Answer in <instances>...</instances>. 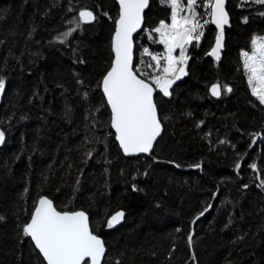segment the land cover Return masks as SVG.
Segmentation results:
<instances>
[{
    "label": "trees",
    "instance_id": "1",
    "mask_svg": "<svg viewBox=\"0 0 264 264\" xmlns=\"http://www.w3.org/2000/svg\"><path fill=\"white\" fill-rule=\"evenodd\" d=\"M224 8L220 59L207 56L216 41L208 25L188 48L187 75L171 95L155 92L163 131L152 152L129 158L100 92L115 0H0V264H44L22 232L41 197L88 215L102 264H264V105L241 56L264 37V4ZM82 9L97 19L77 28ZM167 18L149 0L143 29ZM144 39L135 37L134 66ZM213 84L232 91L213 98ZM119 211L122 223L109 228Z\"/></svg>",
    "mask_w": 264,
    "mask_h": 264
},
{
    "label": "snow or ice",
    "instance_id": "2",
    "mask_svg": "<svg viewBox=\"0 0 264 264\" xmlns=\"http://www.w3.org/2000/svg\"><path fill=\"white\" fill-rule=\"evenodd\" d=\"M255 2L264 4V0ZM161 3L170 9L171 23L161 20L157 27L151 29L159 37L153 42L162 44L164 53L152 54L148 48H144V55H149L155 61V70L160 73L152 75L151 83H148L133 70L132 45L133 33L141 28L143 13L149 6V0H118V19L114 21L115 32L111 41L114 59L103 76L101 86L111 110L110 127L115 130V138L125 155L148 153L152 149L153 142L161 132L154 92L158 89L164 96L171 95L169 89L173 83L182 75H187L184 67L189 59L186 55L187 46L192 45L193 41L199 43L203 36L202 28L208 23H213L220 29L216 45L208 54L220 59L223 25L228 23L225 0H207V3H203V0H186V5L182 0H161ZM198 3L209 10L207 15L210 20L205 19L201 23L196 11ZM96 19L91 10L82 9L76 18V27ZM75 30L71 29L62 35L66 39ZM251 45L250 53H241L243 68L251 94L264 105V38H253ZM176 49H179V56L173 55ZM148 66L152 67L151 64ZM222 87L227 92L232 91L226 85L213 84L210 88L212 96L219 97ZM4 88L5 82L0 79V91ZM4 136V132L0 131V143H3ZM239 167L237 164V168ZM250 167L256 169L255 164ZM260 187H264V180ZM133 190H137L135 186ZM207 210L206 208L204 211ZM123 215L122 212L113 215L108 220V227L112 228L119 223ZM200 215H204V212ZM22 232L31 238L46 264H101V258L105 255L104 242L90 231L89 218L83 211H57L52 201L46 197L39 199Z\"/></svg>",
    "mask_w": 264,
    "mask_h": 264
},
{
    "label": "rangeland",
    "instance_id": "3",
    "mask_svg": "<svg viewBox=\"0 0 264 264\" xmlns=\"http://www.w3.org/2000/svg\"><path fill=\"white\" fill-rule=\"evenodd\" d=\"M158 1H159V3L161 5H163L161 3V0H158ZM245 1H249V0H245ZM250 1L252 3H256L255 0H250ZM182 2L185 3V5H186V0H182ZM203 3H207V0H203ZM256 4H258V3H256ZM167 10H168V18H167L168 21H165V22L171 23V20H170V9L167 7ZM196 11H197L198 16H199V18L201 20V23H203V20H205V19L210 20V17L207 15L209 10L207 8L203 7L201 3L197 4ZM158 24L156 25V27L158 26ZM210 24L211 23H208V24L204 25V27L202 28V31H204L205 27L210 25ZM150 32H151V29H148V28L143 29L142 32H141V36H143L145 39H144L143 43L139 44V50H138V53H137V63L134 66L135 67L134 70L137 73V75L140 78L145 79L146 82H148V83H151V76L152 75H158L160 73L157 70H155V61H152L151 57L149 55H144V53H143L144 48H148L149 52L152 53V54H162V53H164V46L162 44L153 42V40H158L159 39L158 35L156 33H154V32H151V37L152 38H150ZM262 38H264V37H262ZM200 41H201V39H200ZM200 41H199V43H200ZM195 43L197 44V42L193 41V44H195ZM189 46H187V52H188ZM187 52H186V55H187ZM173 55L174 56H179V49H176L174 51ZM242 60H243V57H242ZM161 63H162V66H163V62H161ZM149 64H151L152 67H149L148 66ZM184 67L186 69V66H184ZM136 69H139V71H136ZM144 73H147L148 75L145 76V75H143ZM183 76L184 75H182L181 78ZM250 91H251V89H250ZM156 93H160L161 95H163V93L159 92L158 89L156 90Z\"/></svg>",
    "mask_w": 264,
    "mask_h": 264
},
{
    "label": "water",
    "instance_id": "4",
    "mask_svg": "<svg viewBox=\"0 0 264 264\" xmlns=\"http://www.w3.org/2000/svg\"><path fill=\"white\" fill-rule=\"evenodd\" d=\"M115 2H116V4H117V6H118V13H119V4H118V0H115ZM213 2H214V0H213ZM148 7H149V6H148ZM148 7L144 10L143 15H145V13H146ZM117 19H118V16H117ZM210 19H211V18H210ZM91 23H92V22H91ZM87 24H90V23H87ZM143 25H144V21H143V23H142V25H141V28L138 29L136 32L133 33V45H132V61H133V66H134V59H135V37H136L139 33L142 32V30H143V28H144ZM210 25H211L212 28L215 30L216 37H217V35L220 33V29L217 28L216 25L213 24V23H211ZM225 25H226V24L223 25V30H224ZM114 32H115V23H114V30H113V34H112V37H111V41H112V38H113ZM215 45H216V41H215L214 45L212 46V48L215 47ZM212 48L209 50L208 53L211 52ZM220 50H221V48H220ZM111 51H112V48H111ZM208 53H207V56H209V57H214V56L209 55ZM112 54H113V58H112V60H113V59H114V53L112 52ZM111 62H112V61H111ZM110 67H111V64H110ZM110 67H109V69H110ZM109 69H108V70H109ZM133 70H134V69H133ZM136 75H137V74H136ZM137 76H138V75H137ZM138 77H139V76H138ZM139 78H140V77H139ZM102 79H103V78H102ZM101 83H102V80H101V82H100V92H101V95H102V97H103V99H104V101H105V104H106L107 108H108L109 114H111L110 107L107 105L106 98L104 97V94H103V91H102ZM210 88H211V86H210ZM210 88H209V93H210V95L212 96L211 91H210ZM154 95H155V92H154ZM212 97H213V98H219L220 96H219V97L212 96ZM153 98H154V96H153ZM157 117H158V119H159L158 111H157ZM159 121H160V120H159ZM109 126H110V118H109ZM110 129L112 130V132H113V134H114V137H115V130L112 129L111 127H110ZM162 131H163V128H162V125H161V132H160V135H159V136L156 138V140L153 142V147H154V144L156 143V141H157V140L159 139V137L161 136ZM115 143L117 144V147H118L119 151L121 152L122 156H124V157H129V158H131V157H140V156H148V155L152 152V150H153V147H152V149H151L150 152H148V153H138V154H133V155H125L124 152H123V150L120 148V146H119V142L116 140V138H115ZM39 199H40V198H39ZM39 199H38V201H39ZM38 201L36 202V204L38 203ZM53 206H54V205H53ZM33 211H34V210H33ZM75 212H76V211H75ZM119 212H121V211H119ZM119 212H117V213H119ZM84 213H85V212H84ZM117 213H115L114 215H116ZM122 213H123V212H122ZM85 214H86V213H85ZM86 215H87V214H86ZM87 216H88V215H87ZM112 216H113V215H112ZM112 216H111V217H112ZM111 217H110L109 219H111ZM30 218H31V217H30ZM88 218H89V217H88ZM122 220H123V218L120 220L119 223L115 224L113 227L120 225V224L122 223ZM29 221H30V219L28 220V222H29ZM113 227H112V228H113ZM89 228H90V224H89ZM90 231H91V228H90ZM94 235H95V234H94ZM28 238L31 240L30 237H28ZM99 238H100V237H99ZM100 239H101V238H100ZM101 240H102V239H101ZM102 241H103V240H102ZM31 242H32V244H33V246H34V248H35L34 242H33L32 240H31ZM35 249H36V248H35ZM36 251L39 253V250H38V249H36ZM105 253H106V248H105ZM39 255H40V257L42 258L44 264H46V261H44L42 254L39 253ZM104 256H105V255H104ZM104 256L101 258V264H102V262H103Z\"/></svg>",
    "mask_w": 264,
    "mask_h": 264
}]
</instances>
